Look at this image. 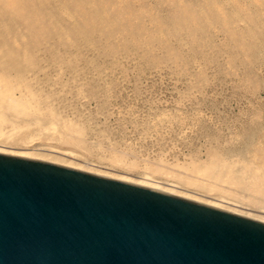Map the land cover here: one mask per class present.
Segmentation results:
<instances>
[{
  "label": "bare ground",
  "instance_id": "1",
  "mask_svg": "<svg viewBox=\"0 0 264 264\" xmlns=\"http://www.w3.org/2000/svg\"><path fill=\"white\" fill-rule=\"evenodd\" d=\"M130 67L137 76L168 69L185 77V96L228 76L244 96L258 97L264 0H0V152L147 185L264 222V103L250 101L225 122V132L194 107L185 118L197 123L203 142L184 161L168 165L162 154L152 161L128 158L110 137L122 127L111 128L107 118ZM91 101L95 112L87 110ZM181 118L162 109L137 124L145 133ZM77 149L90 160H78Z\"/></svg>",
  "mask_w": 264,
  "mask_h": 264
},
{
  "label": "water",
  "instance_id": "2",
  "mask_svg": "<svg viewBox=\"0 0 264 264\" xmlns=\"http://www.w3.org/2000/svg\"><path fill=\"white\" fill-rule=\"evenodd\" d=\"M0 264H264V222L0 152Z\"/></svg>",
  "mask_w": 264,
  "mask_h": 264
},
{
  "label": "rangeland",
  "instance_id": "3",
  "mask_svg": "<svg viewBox=\"0 0 264 264\" xmlns=\"http://www.w3.org/2000/svg\"><path fill=\"white\" fill-rule=\"evenodd\" d=\"M129 69L130 70H128L127 82H125L126 86H123L122 88L117 90V92L115 93V97L112 99V104L110 105V107L112 108L111 111L113 112L107 118V123L108 125H110L111 128L114 129L119 126L122 127L123 132L117 133V131H113L110 134V137L112 140L116 142V145L119 148H126L124 150L128 158H135V159L137 158V159L144 160V161L145 160L152 161L162 154L160 157L164 159V162L168 165H169V162L170 164H172L173 163L172 161L174 162H176V160L177 162L184 161L185 159L189 157V153H191L190 150L195 147L196 148L200 147L201 143L203 142V137L200 135L198 131L197 123H195L194 121H191V119L188 117L185 118V115H187L190 111H192L195 108L197 110H200L201 112L200 115L202 119H205L206 124L212 125V126L217 125L221 131L225 132V128H224L225 122L230 118L232 119L233 117L238 116L240 112L244 111L246 107L248 106V104L250 103V101H253L254 103H264V99L262 98V96L264 95L263 91L260 92V96L258 95V97H255V98L251 96H247V95L244 96V94H242V91L239 88L234 86L236 84H235V80L233 81V78L228 77V76H226V78L223 80L219 79V77L213 78L212 75H215V74L213 73L211 68H207L206 73L209 77L212 76L211 78L213 79L208 84L205 85V87L203 88L204 90L202 89L201 92L193 90L189 94V96H185L184 94L185 87L187 84L186 78L183 76L181 77V76L175 75L171 73L168 69L166 70L161 69L157 72L147 71L139 76H137L134 73V71L132 70V67H130ZM176 84L179 86H177ZM211 93L214 95H212ZM211 103H213L215 107L209 106ZM67 107H61L64 113L70 112L71 105H67ZM237 107L239 108V110ZM87 108H88L87 110L95 112L97 110V105L94 101H91L90 103L87 104ZM162 109L167 110L169 112L177 113L178 116H182L181 120H178L177 123L172 124L171 128L166 129L164 127H160L158 129H149L150 131L148 130V131H145V133H143L144 131L140 130V125L137 123L141 122L142 118L144 119L146 116H152L158 110H162ZM209 111H210V114H209ZM125 116L127 118L129 116L130 117L133 116L136 123L135 121L128 122L126 119H124ZM223 116H225V118L227 119H225L222 122L217 121L218 117H223ZM77 151L79 154L76 156L78 160L89 159L85 157L86 155L83 151L78 150V149L76 150V152ZM93 152L95 154L97 153L101 154V153H104L105 151L101 149L99 150L96 149V150H93ZM92 161L94 164H97V162L94 160H91L90 162ZM116 168L117 170L120 169L119 171L125 170L122 172H127L128 174H130V172L131 174L133 173V175L140 174V172L137 169H125L122 167H114V169ZM159 177L161 179H164L163 175L155 176L157 180L160 179ZM250 211L255 212V210H253L252 208L250 209Z\"/></svg>",
  "mask_w": 264,
  "mask_h": 264
}]
</instances>
